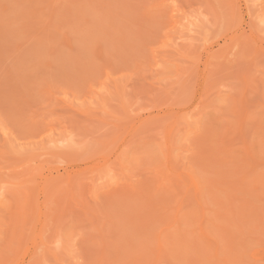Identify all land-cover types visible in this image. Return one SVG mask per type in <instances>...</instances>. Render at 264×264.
I'll return each instance as SVG.
<instances>
[{
  "label": "rangeland",
  "instance_id": "1",
  "mask_svg": "<svg viewBox=\"0 0 264 264\" xmlns=\"http://www.w3.org/2000/svg\"><path fill=\"white\" fill-rule=\"evenodd\" d=\"M0 264H264V0H0Z\"/></svg>",
  "mask_w": 264,
  "mask_h": 264
}]
</instances>
